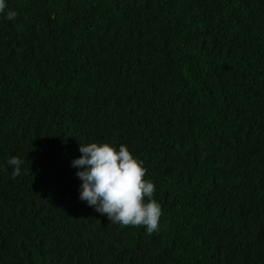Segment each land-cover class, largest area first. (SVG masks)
Returning <instances> with one entry per match:
<instances>
[{"label": "trees", "instance_id": "16d2710c", "mask_svg": "<svg viewBox=\"0 0 264 264\" xmlns=\"http://www.w3.org/2000/svg\"><path fill=\"white\" fill-rule=\"evenodd\" d=\"M6 5L0 264H264V0ZM93 142L143 162L158 232L79 199Z\"/></svg>", "mask_w": 264, "mask_h": 264}, {"label": "clouds", "instance_id": "9594fccd", "mask_svg": "<svg viewBox=\"0 0 264 264\" xmlns=\"http://www.w3.org/2000/svg\"><path fill=\"white\" fill-rule=\"evenodd\" d=\"M6 8V0H0V14L14 20L17 12ZM79 151L82 155L72 161L82 181L79 199L106 215L110 223L143 226L149 235L158 232L162 209L154 199V183L145 179L143 162L124 144L118 150L109 143L80 144ZM22 163L17 157L8 160L13 177L20 174Z\"/></svg>", "mask_w": 264, "mask_h": 264}]
</instances>
